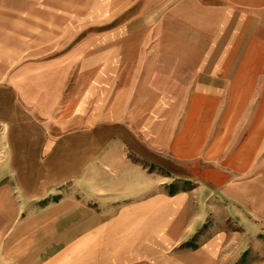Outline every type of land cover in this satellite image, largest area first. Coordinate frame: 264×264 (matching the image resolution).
Segmentation results:
<instances>
[{
    "label": "crops",
    "instance_id": "obj_1",
    "mask_svg": "<svg viewBox=\"0 0 264 264\" xmlns=\"http://www.w3.org/2000/svg\"><path fill=\"white\" fill-rule=\"evenodd\" d=\"M140 1L145 15L155 14L160 7L171 8L166 16H174L179 28L194 35L192 46L183 45L179 52V76L181 72L188 79L180 85L199 86L201 79H207L205 85L224 96L225 108L230 109L226 115L259 118L257 113L246 115L244 111L243 115L237 104L246 102L254 87L264 86L262 76L257 78L260 71L255 59L249 55L255 53L252 41L260 40L252 24L264 22V0ZM23 6L24 0H0V264H25L29 255L31 264L232 262L224 232L198 245L191 240L207 218L216 185L222 183L214 176L206 181L213 185L212 193L195 186L181 187L183 180L176 189L177 181H167V174L158 176L147 165L130 159L108 158L114 153L122 156L125 145L119 143H64L59 156L69 150L77 159L58 156L41 163L32 158L40 145L44 156L49 155L56 139L46 136L54 131L51 124L48 132L40 130L38 90L34 94L39 86L38 66H28L24 74L23 64L18 63L25 45L23 33L17 31L18 27L23 30ZM162 104L163 100L157 112L166 107ZM189 108L190 112L195 109ZM174 111L178 113L179 106L171 108L169 115ZM153 127L158 128L157 124ZM262 129L257 122L252 133ZM155 131L159 132L155 146L183 159L177 137L165 143L163 132ZM28 167L30 175L25 174ZM41 167L45 168L41 171ZM29 180L30 190L24 186ZM170 183L175 191H168ZM68 184L70 189H60ZM226 187L218 192L231 198ZM168 246L171 254L163 252Z\"/></svg>",
    "mask_w": 264,
    "mask_h": 264
},
{
    "label": "rangeland",
    "instance_id": "obj_2",
    "mask_svg": "<svg viewBox=\"0 0 264 264\" xmlns=\"http://www.w3.org/2000/svg\"><path fill=\"white\" fill-rule=\"evenodd\" d=\"M142 3L24 0L23 30L17 31L23 33L25 45L18 63L23 64L24 74L28 66H38L34 94L38 90L40 130L48 132L51 124L54 131L46 136L56 139L49 155L44 156L40 145L32 158L41 163L59 157L77 159L69 150L59 156L64 143H119L125 145L122 156L105 152L114 153L108 158L130 159L158 176L167 174V181H177L176 189L183 180L181 187L211 192L213 185L206 181L214 176L222 183L211 192L207 218L192 244L224 232L230 245L226 252L232 256L227 264H260L264 261V86L257 85L246 102L237 104L243 115L257 113L259 118L241 119L225 114L230 109L225 108L224 96L214 94L217 88L205 85L207 79H201L199 86L180 85L188 79L181 72L179 76V52L183 45L192 46L194 35L179 28L174 16H166L171 8L145 15ZM252 25L260 40L252 41L255 53L249 55L260 71L257 78L264 79V22ZM161 100L166 107L157 112ZM177 106L178 113L169 115ZM257 122L263 129L255 134L252 128ZM155 129L163 132L165 143L177 137L183 159L155 146L159 142ZM24 170L31 174L30 167ZM32 185L30 180L24 183L29 190ZM225 185L231 198L218 192ZM172 190L170 183L168 191ZM167 251L173 252L169 246L163 252ZM30 256H25V264L32 263Z\"/></svg>",
    "mask_w": 264,
    "mask_h": 264
},
{
    "label": "built area",
    "instance_id": "obj_3",
    "mask_svg": "<svg viewBox=\"0 0 264 264\" xmlns=\"http://www.w3.org/2000/svg\"><path fill=\"white\" fill-rule=\"evenodd\" d=\"M2 126V124L0 123V127Z\"/></svg>",
    "mask_w": 264,
    "mask_h": 264
}]
</instances>
